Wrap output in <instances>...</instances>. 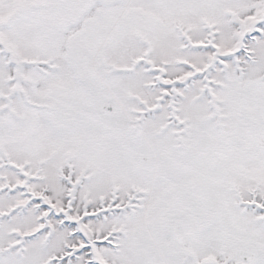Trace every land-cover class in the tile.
<instances>
[{"label": "snow or ice", "instance_id": "obj_1", "mask_svg": "<svg viewBox=\"0 0 264 264\" xmlns=\"http://www.w3.org/2000/svg\"><path fill=\"white\" fill-rule=\"evenodd\" d=\"M0 264H264V0H0Z\"/></svg>", "mask_w": 264, "mask_h": 264}]
</instances>
